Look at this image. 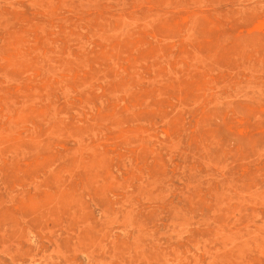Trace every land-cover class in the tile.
Returning a JSON list of instances; mask_svg holds the SVG:
<instances>
[{"label": "rangeland", "instance_id": "374dc122", "mask_svg": "<svg viewBox=\"0 0 264 264\" xmlns=\"http://www.w3.org/2000/svg\"><path fill=\"white\" fill-rule=\"evenodd\" d=\"M0 264H264V0H0Z\"/></svg>", "mask_w": 264, "mask_h": 264}]
</instances>
